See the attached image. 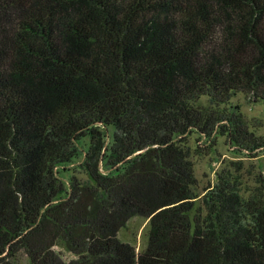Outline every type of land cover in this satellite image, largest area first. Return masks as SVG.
<instances>
[{
    "label": "trees",
    "instance_id": "trees-1",
    "mask_svg": "<svg viewBox=\"0 0 264 264\" xmlns=\"http://www.w3.org/2000/svg\"><path fill=\"white\" fill-rule=\"evenodd\" d=\"M239 94L264 106V0H0V264H264V176L192 217L200 142L264 146Z\"/></svg>",
    "mask_w": 264,
    "mask_h": 264
},
{
    "label": "rangeland",
    "instance_id": "rangeland-1",
    "mask_svg": "<svg viewBox=\"0 0 264 264\" xmlns=\"http://www.w3.org/2000/svg\"><path fill=\"white\" fill-rule=\"evenodd\" d=\"M201 103L206 104L205 101ZM231 104L239 106L246 120L249 131L255 137L264 141V106L262 103H250L243 94L236 95ZM192 150L197 148L195 137L189 140ZM195 177L197 180L196 199L192 217L204 216L205 206L203 196L217 183V175L227 174L237 187L241 197L247 199L258 186V179L264 176V146L253 153H239L231 147L225 137H215L209 143L200 142L199 149L192 156ZM77 175L79 173H76ZM82 178L81 175H78ZM150 223L141 217L131 218L118 232L121 242L131 244L137 252H142L147 246ZM61 251L65 259L71 254ZM14 264H30L24 256H19Z\"/></svg>",
    "mask_w": 264,
    "mask_h": 264
}]
</instances>
